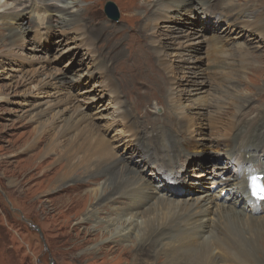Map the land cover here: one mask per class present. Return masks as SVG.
Segmentation results:
<instances>
[{
  "label": "rangeland",
  "instance_id": "1",
  "mask_svg": "<svg viewBox=\"0 0 264 264\" xmlns=\"http://www.w3.org/2000/svg\"><path fill=\"white\" fill-rule=\"evenodd\" d=\"M73 1L76 0H0V14L4 16L0 20V264H112V256L120 254L121 249L114 244L113 251L107 247L100 255L95 253V242L74 245L73 241L94 238L79 233L75 221L70 223L71 230L61 227V219L54 216L47 203L52 196H44L46 184L38 185L39 180L30 170V156L45 146L52 142H62L64 146L75 143L82 157L85 141L93 143L95 152L86 154L88 158L96 157L105 169L113 162L125 161L137 169L142 191L149 194L154 186H159L151 183L159 171L150 163V167L142 162L146 166L136 165L141 159L136 151L140 129L146 124L151 131L153 126L171 130L180 140L191 139L192 146L178 164L182 183L173 180L166 184L180 194L170 199L180 200L179 205H183L198 197L209 198L213 202L207 208L222 213L228 207L218 208L215 203L221 202L213 200L208 187L215 196L224 193L225 189L219 191L233 181L239 162L235 161L228 172L219 173L212 162L206 163L210 156L209 152L206 156V149L216 147L218 141L231 140L244 106L246 114L264 109V102L258 99L264 93V33L258 29L264 26V0H222L228 7L235 1L242 5L240 10L257 5L248 20L252 22L250 26L258 25V33L235 21L234 25L224 19L215 22L212 17L216 11L212 9L208 13L211 22H207L206 7L197 0L179 7H156L158 13L148 30L155 44L147 46L157 51L165 49L164 54L153 53L156 58L136 57L143 53L132 52L131 56L121 57L124 49L114 42L115 34L121 30L117 26L121 18H126L122 22L131 23L134 32L143 15L151 11L146 5L135 9L131 0H77L73 6ZM108 2L117 7L118 20L106 13ZM67 6L74 7L77 20L64 25V15L52 8ZM226 11L232 13L231 8L226 7ZM92 14H103L109 21ZM85 32L93 41L84 40ZM240 45L249 47L251 56L248 67L240 66L237 73L232 70L238 67L235 58L207 57L214 48L229 52ZM139 46L131 44L130 49ZM96 47L102 55L94 51ZM256 68H260V73L252 74ZM155 70L163 71L164 77L149 78ZM214 71H222L228 80L237 77L233 83L218 84L211 74ZM141 73L148 80L150 91L132 79ZM145 114L150 119L144 121ZM37 138L41 143L27 150L28 143ZM193 151H200L198 164L202 168L196 169ZM55 157L58 156L53 154L48 158V163ZM132 157L135 165L128 162ZM98 182H104V178ZM126 197L131 200L132 192ZM160 199L162 196L152 194L148 206ZM255 216L264 220V214ZM228 219L223 221L235 231ZM211 231L212 227H207L200 241L213 239ZM255 233L259 236L256 243L264 250V227ZM134 252L128 250L129 259L135 258ZM215 254L222 258L219 250ZM141 264H153V256L149 260L144 257Z\"/></svg>",
  "mask_w": 264,
  "mask_h": 264
},
{
  "label": "bare ground",
  "instance_id": "2",
  "mask_svg": "<svg viewBox=\"0 0 264 264\" xmlns=\"http://www.w3.org/2000/svg\"><path fill=\"white\" fill-rule=\"evenodd\" d=\"M131 1L133 5L135 4L134 7H140L144 4L148 8L147 11L149 9L151 11L143 15L142 20L139 21L140 28L135 26L137 28L134 32H132L134 27L131 23L122 22V19L126 20V18L122 17L117 23L118 29L121 30H119V35L115 34L114 42L121 44L124 49V54L121 57L131 56V52L143 53L136 57H155L156 55L153 53L158 52L164 54L165 49L157 51L147 47L149 43L155 44L148 30L153 18L158 13L156 7L170 5L179 7L186 5L189 0ZM197 1L202 7H206L204 13L208 16L207 22H211L208 13L209 9H212L216 11L215 16L212 17L216 19L215 22H221L222 19L230 23L235 21L240 26L246 27L243 25H247L252 31L258 33L255 31L258 25L252 27L250 26L252 22L248 20V17L253 16L252 8L258 7L257 5L250 4L248 9L240 10L242 5L236 4L235 1H232L229 7L227 4L224 6L222 0ZM73 3L75 6L77 0ZM233 4L237 7L232 6ZM73 6L53 7L52 9L64 15L62 24L69 25L77 20V16H75L77 13L74 14L72 11ZM226 7L232 9L231 14L226 11ZM219 10H222L223 14L219 13ZM91 16L108 20L103 14L101 16L92 14ZM245 18L249 24L243 21ZM0 20H4V16L1 14ZM90 20L93 21L92 18ZM258 29L264 33V26ZM83 36L86 42L92 40L88 32H85ZM214 41L219 43L217 38ZM131 44L140 46L130 49ZM243 46L240 45L229 50V52L214 48V50L207 52V57L209 56L211 59L218 57L235 58L238 67L232 70L237 73L240 66L246 69L250 61L248 56H251V49ZM94 51L102 55V51L98 47L94 48ZM260 68L252 69V74L260 73ZM211 74L218 84L227 81L233 83L237 77L233 76L232 79L228 80L223 77L222 71H214ZM142 75L141 73L140 76H134L132 79L136 85L150 91L152 88L148 80H144ZM161 77H164V72L155 70L149 78ZM258 99L264 102V93ZM242 106L243 104H240V107ZM208 107L211 109L212 106L209 105ZM246 108V106L242 108L236 126L238 130L231 140L226 143L218 141L216 147L208 146L206 149V156L207 152L210 154L207 156L206 163L212 162L211 165L220 169L219 173L228 172L229 167H233L235 161L239 162L240 169L234 175L233 181L219 191L221 193L225 189L224 193L215 196L208 187V192L213 200L221 202V204L215 203V205L224 209L228 207L229 210L227 209L222 213L207 208L213 202L212 200L209 201V198L198 197L183 205H179L180 200L178 202L175 200L180 194L176 193L174 187L169 186V188L166 184L173 180L180 181L182 174L179 172L180 165L178 164L187 152H191L192 142L191 139L189 141L180 140L175 137L171 130L161 127L153 126L151 131L146 124L142 126L139 144L136 147V151L141 157L136 165L141 167L146 166L141 162L146 163V167L152 165L154 169L159 171L151 181L153 184H155L154 182L158 183L159 186H154L155 191L152 190L149 194L142 191L143 184H139L141 176L137 169L130 168L125 161L113 162L105 169L102 162L96 157L94 159L88 158L86 154L93 155L95 152L94 144L88 141H85V154L82 157L78 155L80 150L75 143L64 146L62 142H52L38 154L30 156V170L32 173L34 172V179L39 180L38 185L46 184L45 190H43L44 196H52L47 200V203L52 206L54 216L61 219V227L71 230L70 223L75 221L79 233L85 236H94V238H86L80 242L73 241L74 245L79 247L95 242L94 249L98 255L102 254L107 247L112 250V244H114L113 247L118 246L121 249L119 255L112 256V264H141L144 257H148L149 260V257L152 256L153 264H220L221 262L223 264H264V250L256 243L259 236L256 237L255 233L257 229L264 227L262 217L255 216L264 214V109L246 114ZM142 117L144 121L150 119L148 114L142 115ZM40 143L41 139L37 138L29 142L26 149L33 150ZM53 154L58 157L48 163V158L53 157ZM193 154L196 159V169L202 168L198 164L201 162L200 151H193ZM224 158L227 161L222 166L221 163ZM128 162H133L135 165L136 161L132 157ZM107 169L109 171L105 172ZM225 169L227 170L225 171ZM257 176H260L263 183L259 195L254 194L252 187V177ZM100 178H104V182L99 183ZM180 183L182 182L180 181ZM133 184L134 187L130 188ZM83 187L87 190H84ZM204 189L205 187L201 188V190ZM128 192H132L131 200L130 197H126ZM154 193L156 197L162 196V199L148 206L151 195ZM170 197L175 199H170ZM214 217H216V221ZM226 217L229 218L230 223L234 224L235 231L228 225L227 221H223V219L226 220ZM209 221L212 223L210 224ZM209 226L212 227L213 239L205 238L200 241V237H203L202 233ZM71 243L68 241V244ZM158 247L160 248L158 249ZM128 250L130 252L135 251V258H128ZM216 250L223 254L221 259L215 254Z\"/></svg>",
  "mask_w": 264,
  "mask_h": 264
},
{
  "label": "water",
  "instance_id": "3",
  "mask_svg": "<svg viewBox=\"0 0 264 264\" xmlns=\"http://www.w3.org/2000/svg\"><path fill=\"white\" fill-rule=\"evenodd\" d=\"M105 11L108 14V16L114 20H118L119 19V12L117 7L115 6V4L113 2H108L106 7H105ZM17 212L20 213L19 210H16ZM37 232H39V234H41V236H43L41 230L39 227H35Z\"/></svg>",
  "mask_w": 264,
  "mask_h": 264
},
{
  "label": "snow or ice",
  "instance_id": "4",
  "mask_svg": "<svg viewBox=\"0 0 264 264\" xmlns=\"http://www.w3.org/2000/svg\"><path fill=\"white\" fill-rule=\"evenodd\" d=\"M256 179H257L256 177H252V180H253V187H254V188H255V186H256V185H255V181H256ZM254 194L259 195V193H254Z\"/></svg>",
  "mask_w": 264,
  "mask_h": 264
}]
</instances>
